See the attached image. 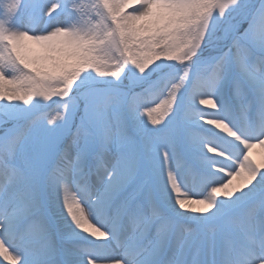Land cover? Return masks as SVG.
Returning <instances> with one entry per match:
<instances>
[{
  "label": "snow or ice",
  "instance_id": "obj_1",
  "mask_svg": "<svg viewBox=\"0 0 264 264\" xmlns=\"http://www.w3.org/2000/svg\"><path fill=\"white\" fill-rule=\"evenodd\" d=\"M254 148L264 0H0V264H264Z\"/></svg>",
  "mask_w": 264,
  "mask_h": 264
},
{
  "label": "bare ground",
  "instance_id": "obj_2",
  "mask_svg": "<svg viewBox=\"0 0 264 264\" xmlns=\"http://www.w3.org/2000/svg\"><path fill=\"white\" fill-rule=\"evenodd\" d=\"M252 158L256 161H260L264 159V152L261 151L260 148H254L252 150ZM188 174H186L187 176ZM189 183H191V178L189 177Z\"/></svg>",
  "mask_w": 264,
  "mask_h": 264
},
{
  "label": "rangeland",
  "instance_id": "obj_3",
  "mask_svg": "<svg viewBox=\"0 0 264 264\" xmlns=\"http://www.w3.org/2000/svg\"><path fill=\"white\" fill-rule=\"evenodd\" d=\"M258 162H259V161H258ZM173 166H175V164H174ZM186 172H187V171H186ZM186 172H185V175L187 174Z\"/></svg>",
  "mask_w": 264,
  "mask_h": 264
}]
</instances>
